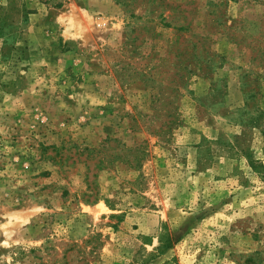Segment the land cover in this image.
I'll list each match as a JSON object with an SVG mask.
<instances>
[{
  "label": "rangeland",
  "instance_id": "rangeland-1",
  "mask_svg": "<svg viewBox=\"0 0 264 264\" xmlns=\"http://www.w3.org/2000/svg\"><path fill=\"white\" fill-rule=\"evenodd\" d=\"M0 264H264V0H0Z\"/></svg>",
  "mask_w": 264,
  "mask_h": 264
}]
</instances>
